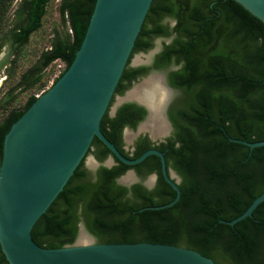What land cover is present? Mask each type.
<instances>
[{
  "label": "trees",
  "instance_id": "1",
  "mask_svg": "<svg viewBox=\"0 0 264 264\" xmlns=\"http://www.w3.org/2000/svg\"><path fill=\"white\" fill-rule=\"evenodd\" d=\"M50 1L17 2L15 22L0 34L9 44L6 61L40 27ZM94 1L57 0L62 30L53 31L47 48L0 95V159L5 132L36 98L34 91L46 85L49 75L44 69L53 61L62 62L52 84L71 62ZM11 2L0 0V29ZM156 37L168 41L149 64L130 67L131 55L149 49ZM150 70L163 71L167 85L179 93L166 108L171 132L154 145L166 168L180 178L176 202L144 208L164 204L175 194L161 176L158 157L148 155L126 165L93 136L85 154L99 165L89 175L83 158L79 161L33 223L31 239L46 248L71 245L80 223L95 243H164L195 250L216 264H264V200L232 225L219 222L240 214L264 191V146L249 149L229 140H264V24L235 0H150L99 120L102 135L127 158L153 147L147 134L135 138L132 151L122 141L123 128L134 129L145 109L129 101L119 104L113 115L108 108L114 95ZM15 89H30L19 105H13ZM108 155L114 163L106 167L101 162ZM130 168L137 169L139 178L155 172L152 187L119 184L116 179ZM0 264H8L1 250Z\"/></svg>",
  "mask_w": 264,
  "mask_h": 264
},
{
  "label": "water",
  "instance_id": "2",
  "mask_svg": "<svg viewBox=\"0 0 264 264\" xmlns=\"http://www.w3.org/2000/svg\"><path fill=\"white\" fill-rule=\"evenodd\" d=\"M235 1L264 24V0ZM149 3L150 0H95L81 42L67 68L36 96L5 132L0 159V250L8 264H216L195 250L170 244L95 243L80 223L71 245L46 248L30 237L33 223L85 157L93 136L126 165H134L148 155L158 157L161 176L175 194L164 204L144 208H164L178 199V180L166 168L159 150L149 148L134 158H127L99 130V120L129 57ZM156 75L168 94L159 113L170 129L165 109L172 89L162 75ZM132 100L146 111L137 129L149 110L145 103ZM126 129L123 128L122 133ZM229 140L249 149L264 146V140L249 142L231 137ZM88 160L96 162L91 155ZM113 163L112 156L108 155L102 164L109 167ZM130 174L126 170L116 181ZM154 178L150 175L146 184H151ZM263 200L264 191L240 214L230 220L219 219V222L232 225L250 216ZM80 235L85 238L83 243L79 241Z\"/></svg>",
  "mask_w": 264,
  "mask_h": 264
},
{
  "label": "rangeland",
  "instance_id": "3",
  "mask_svg": "<svg viewBox=\"0 0 264 264\" xmlns=\"http://www.w3.org/2000/svg\"><path fill=\"white\" fill-rule=\"evenodd\" d=\"M19 0H12L11 4L8 7V10L4 16V21L2 23V27L0 29V34H2L4 31L7 30V28L15 22V17L12 15V10L14 9L15 5L17 4ZM62 25L60 23V18L57 11V0H52L48 3L46 6V11L43 17L41 18V25L38 29L31 32L28 36V40L26 43L22 44L21 46L14 49V56H9L6 61V56L9 51V44L5 40H0V95H2L5 91L9 90L13 85L18 81V78L20 74L27 69L29 66H31L38 54L42 49L47 48L49 41L51 39L53 31H61ZM167 38H161L156 37L151 41V47L145 51H139L134 52L130 57V64L131 65H142V64H149L151 62L152 56L160 49L162 42H167ZM12 59L11 61H9ZM6 61V63H4ZM63 64L61 61L56 60L53 61L51 64H49L45 69L44 73L48 74V80L46 82V85L44 88L40 91L36 90L34 91L35 94L41 93L43 90H45L47 87L50 86L51 80L54 77V75L62 68ZM150 74H164L163 71H153ZM146 77H143L142 79H139L132 83V85L121 95H114L112 102L110 103V106L108 108V113L112 114V109L115 107L117 103L124 100H132V97L129 96V91L142 80H144ZM143 83V82H142ZM141 83V84H142ZM140 85V84H139ZM136 86V87H137ZM135 87V88H136ZM38 91V93H37ZM128 93V98L125 96L126 92ZM174 91V90H173ZM12 93H15V100L13 101V105H19L21 104L25 97L30 93V89L26 90H19L15 89ZM178 96L179 93L174 91V96ZM147 122V121H146ZM144 122V123H146ZM128 131L123 132L122 135V141L124 144L125 149H129V145L132 141V139L138 134V133H146L144 130H137L136 128L134 130L126 129ZM150 131V130H149ZM151 132V131H150ZM152 134V133H151ZM155 136V135H153ZM165 136V135H164ZM162 136V137H164ZM159 136L154 137V139L162 138ZM90 154H86L83 158L82 165L85 168V170L88 172L89 175H92L95 168L99 164L97 161H89L88 157ZM104 161V160H103ZM103 161L101 163H103ZM173 177L178 180V177L175 173H172ZM124 176V175H123ZM150 175H147L145 177L139 178L135 174H130L126 176L125 178H121V181H117L119 184L128 186L134 182H141L143 186L147 188H151L152 184H146V181ZM86 232V231H85ZM87 233V232H86ZM88 234V233H87ZM91 237V236H90ZM91 240L93 238L91 237ZM83 243V242H81Z\"/></svg>",
  "mask_w": 264,
  "mask_h": 264
},
{
  "label": "bare ground",
  "instance_id": "4",
  "mask_svg": "<svg viewBox=\"0 0 264 264\" xmlns=\"http://www.w3.org/2000/svg\"><path fill=\"white\" fill-rule=\"evenodd\" d=\"M152 77H158L159 78L158 75L152 74V75H149L148 77H146L144 80H142V82H144L147 79L149 80V78L152 79ZM142 82H140L139 84H141ZM135 87H133L129 91L133 90ZM136 89L137 90H135V91L133 90L134 93L138 97H140L141 99H143V101H145V102H143V101H141V100H139L137 98H136V100L145 103L147 105V107H148V110H149L148 115H147V118L138 125L137 130H139V131L140 130L147 131L152 137H156V136L162 137L168 131V130L166 131V129L162 125L154 126L153 123L151 122V123H149L148 126L147 125H144L143 126L144 128H148L151 132L148 131L147 129H143V128H140V127L144 124V122H146L148 120V118H149V116L151 114V110L150 109L155 110L159 106V104L167 97V95H168L167 92L160 85V83L158 82V80H155V79L154 80H150L149 82H147L145 84H141ZM129 91L126 92V95H125L126 97H128ZM128 98H131V97H128ZM133 99H135V98H133ZM126 131H128V130H124V133ZM153 135H155V136H153ZM79 241L80 242H84L85 241V238L80 235Z\"/></svg>",
  "mask_w": 264,
  "mask_h": 264
},
{
  "label": "flooded vegetation",
  "instance_id": "5",
  "mask_svg": "<svg viewBox=\"0 0 264 264\" xmlns=\"http://www.w3.org/2000/svg\"><path fill=\"white\" fill-rule=\"evenodd\" d=\"M142 65H146V64H142ZM129 66L130 67H137V66H139V65H131L130 64V60H129ZM153 71H158V70H150V71H148L146 74H144V75H142V76H137V77H134L133 78V80H131V85H132V83H134L135 81H137V80H139V79H142L143 77H146V76H148L151 72H153ZM162 76H163V80H164V82L166 83V81H165V75L164 74H162ZM158 80V82L160 83V81H159V78L158 77H152V79L151 78H149V80L147 79V80H145L142 84H145V83H147V82H149L150 80ZM130 85V86H131ZM141 85V84H140ZM140 85H138L136 88H138ZM161 85V84H160ZM166 85H167V83H166ZM168 86V85H167ZM169 87V86H168ZM136 88H134L133 90L135 91V90H137ZM128 89V88H127ZM126 89V90H127ZM172 89V88H171ZM126 90H124L123 91V93L126 91ZM134 91H131L130 93H129V96H131L132 98H137V99H139V100H141V101H143V99H141L140 97H138L135 93H134ZM133 92V93H132ZM126 95V94H125ZM167 98V97H166ZM165 98V99H166ZM175 98V96H174V91L172 90V94H171V97H170V99H169V101H168V104L173 100ZM164 99V100H165ZM163 100V101H164ZM127 101H129V102H135L134 100H124V101H120L115 107H114V109H113V111H112V114H109L108 113V115H113L114 114V112H115V109H116V107L119 105V104H121V103H123V102H127ZM162 101V102H163ZM143 102H145V101H143ZM162 102L159 104V106L155 109V110H152V109H150L151 110V114H150V116H149V118H148V120H147V122L146 123H144L140 128H143V129H147L148 131H149V129L148 128H144L143 126L144 125H149V123H153V125L154 126H158V125H162V126H164V128L166 129V131L168 130V134L167 135H165L164 137H162V138H158V139H154V140H151L149 137V140L151 141V144L153 145V147L152 148H155V149H157L156 147H154V145H156V144H158L159 142H162V141H164V139L167 137V136H169V134H170V132H171V124H170V122H169V120H168V118H167V115H166V109H165V116H166V119H167V122H168V124H169V126H170V129H168V127H167V125L163 122V120L161 119V116H160V114H159V109H160V106H161V104H162ZM136 103V102H135ZM137 104V103H136ZM168 104H167V106H168ZM139 105V104H138ZM167 106H166V108H167ZM143 107V106H142ZM144 108V107H143ZM145 109V108H144ZM145 114H146V111H145ZM145 116V115H144ZM162 123V124H161ZM129 129V128H128ZM135 129V128H134ZM134 129H132V130H134ZM131 130V129H130ZM123 134V133H122ZM125 134V133H124ZM139 134H147V133H138L133 139H132V141H131V143H130V145H129V151H132V150H134V140H135V138L139 135ZM158 150V149H157ZM91 155V154H90ZM92 156V155H91ZM93 157V156H92ZM93 159H94V157H93ZM95 160V159H94ZM96 161V160H95ZM99 163V162H98ZM102 164V163H101ZM144 164V166H142V167H144L145 168V163H143ZM99 165V164H98ZM97 165V166H98ZM103 165V164H102ZM167 169H169V170H171L172 171V173H177L175 170H173L172 168H167ZM129 171H130V173H133V174H135V173H138L137 172V169L136 168H130V169H128ZM151 174H148V175H154L155 176V174H153V173H155V172H150ZM136 175V174H135ZM177 175V174H176ZM177 177H178V182H179V176L177 175ZM155 178H156V176H155ZM155 178H154V180L152 181V185L154 184V181H155ZM145 187V186H144ZM145 188H147V187H145ZM147 189H149V188H147Z\"/></svg>",
  "mask_w": 264,
  "mask_h": 264
},
{
  "label": "built area",
  "instance_id": "6",
  "mask_svg": "<svg viewBox=\"0 0 264 264\" xmlns=\"http://www.w3.org/2000/svg\"><path fill=\"white\" fill-rule=\"evenodd\" d=\"M38 94H35V96H37Z\"/></svg>",
  "mask_w": 264,
  "mask_h": 264
}]
</instances>
